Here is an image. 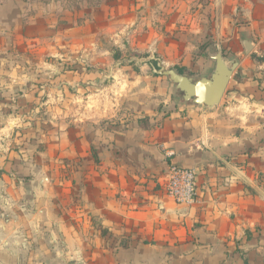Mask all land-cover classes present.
<instances>
[{"label": "crops", "instance_id": "0c3cea01", "mask_svg": "<svg viewBox=\"0 0 264 264\" xmlns=\"http://www.w3.org/2000/svg\"><path fill=\"white\" fill-rule=\"evenodd\" d=\"M145 1L0 0V203L7 201L12 217L0 228L39 250L30 259H81L89 249L83 257L100 260L102 249L117 245L127 248L121 264H264V0H220V25H230V38L239 33L254 44L248 55L227 48L228 61L238 66L220 110L174 101V85L144 64L141 73H151L140 77L146 96L131 97L136 113L112 114L102 130L90 124L89 155L73 147L76 160L65 161L60 139L56 150L45 145L35 152L43 157L38 164L34 148L15 145L20 132L12 122L38 100L33 88L47 82L40 73L55 72L46 58H55L61 70L60 58L107 55L101 39L123 41L120 50L132 54L162 52V34L141 12ZM195 68L171 70L193 77ZM55 82L59 102L66 89L79 92L82 81L75 73H57ZM77 128L73 134L83 130ZM55 163L77 172L60 171L54 179L49 169ZM169 165L196 171L195 205L178 206L165 196ZM55 186L72 192L54 194ZM103 253L104 264H113Z\"/></svg>", "mask_w": 264, "mask_h": 264}, {"label": "rangeland", "instance_id": "374dc122", "mask_svg": "<svg viewBox=\"0 0 264 264\" xmlns=\"http://www.w3.org/2000/svg\"><path fill=\"white\" fill-rule=\"evenodd\" d=\"M159 3L154 4L153 0L145 1L141 12L147 25L150 22V28H156L162 34L161 43L164 48L160 54L157 52L153 55L146 53L132 54L130 51L125 52L124 49L120 50L124 47L123 41L114 42L101 39V47L106 49L109 53L107 55L84 54L75 57L70 55L65 57L63 63L60 58L61 70L57 69L55 58L48 57L45 59V62L49 65L55 66V72L49 70L48 74L43 75V73H40V76H42L40 79L47 82L44 88H33L38 100H34L28 105L26 110L29 111V114L22 113L11 124V127L16 126L15 132H20V135L16 136L15 145L26 143L34 148L33 157L37 156L38 158L34 163L40 164L43 160V157L36 155L35 152L47 150L45 145L53 146L56 150V145L60 139L63 141L62 144H64L66 151H68L64 158L65 161L75 158L72 152L73 147L76 149V154L89 155L87 138L90 124L95 125L94 123H97V127L101 128L104 123L109 122L108 119L111 118L112 114L120 115L124 113L125 116H128L136 113V105L133 104L134 100L131 97L134 99L136 96L143 98L146 96V93L139 92L141 89L140 84H142L140 77L151 73L148 71L145 74L141 73L139 69L144 64L150 65L151 71H154L155 74L158 65L163 66L166 70L178 69L183 64L190 70L196 69L195 67L201 69V66H203L201 71L199 69L197 73L192 74L193 77L190 76L197 80L207 72V67H204V65L211 62L207 57L208 52H220L224 60L229 63L230 54L227 53V48L231 46L239 49L243 48L242 39L245 37L240 39L242 36L238 33L232 39L230 38L231 35L227 34L228 29L231 28L230 25H220V0H160ZM157 20H159V23L156 22ZM221 31L224 32V35H220ZM94 42L91 47L97 48L99 41ZM33 62L37 61L34 59ZM104 65L108 66L105 67L107 72L103 70L104 68H99ZM211 65L213 67L212 62ZM122 67L125 69H122ZM93 69L98 71L92 72ZM57 73L62 75L75 73L80 76L82 81L78 89L79 92L76 88H69V91L66 89L65 101L58 102L56 100L57 96L62 95L61 88L55 82ZM208 73L203 77L207 76ZM67 85L71 87V84ZM173 87L171 89V93L174 94L173 99L179 102L181 94L175 92ZM74 95H76L75 97L79 96L77 102L72 101ZM221 103L222 99L215 109L219 108L220 110ZM11 106L10 104L7 105L5 107L6 111H9ZM113 119L115 120V118ZM76 126L81 127L83 130H77V133L73 134L72 129H78ZM56 131H59V134ZM61 132L63 136L60 135ZM79 139L81 142L76 143ZM53 153L51 154L53 155ZM73 160H76V158ZM56 166H58L57 163L52 164L51 173L49 169V174L54 179L62 174L72 176L74 171L77 172V169H62L60 166L58 168ZM60 171H63L62 174ZM40 174L44 175L42 172ZM87 174L88 169L84 168L79 176L84 179ZM65 189L66 192H72L70 186L65 187ZM51 191L54 194L61 195L66 193L62 190V187L58 186H55ZM3 204L8 207L9 205L7 201L0 203V221L6 223L12 217L10 211ZM7 235L8 233L0 228V264H104V250H107L111 255V259H114L113 264H121L119 259H122V255L127 250L125 246L120 248L117 245H114L110 251L109 249H102L101 256L97 258L100 260L92 259L91 256L83 257L84 252H88L89 249H82L83 256H81V259H30V256L33 255L34 257L39 250L33 246L30 247L29 244L25 247V244L22 245V243L13 241ZM31 235L34 234L31 233ZM86 236L88 237V234ZM90 239L93 240V237L91 236Z\"/></svg>", "mask_w": 264, "mask_h": 264}, {"label": "water", "instance_id": "95a60500", "mask_svg": "<svg viewBox=\"0 0 264 264\" xmlns=\"http://www.w3.org/2000/svg\"><path fill=\"white\" fill-rule=\"evenodd\" d=\"M242 45L245 55H248L254 47V44L246 39H242ZM207 57L213 63V67L207 76L197 80L187 74H179L171 69L166 70L158 65L156 74L168 78L174 85V89L181 94L180 104H189L208 110L219 105L238 66V61L232 59L227 63L220 52H208Z\"/></svg>", "mask_w": 264, "mask_h": 264}, {"label": "built area", "instance_id": "2783aa9c", "mask_svg": "<svg viewBox=\"0 0 264 264\" xmlns=\"http://www.w3.org/2000/svg\"><path fill=\"white\" fill-rule=\"evenodd\" d=\"M196 171L169 165L165 175L164 194L178 206L191 207L197 203Z\"/></svg>", "mask_w": 264, "mask_h": 264}, {"label": "trees", "instance_id": "16d2710c", "mask_svg": "<svg viewBox=\"0 0 264 264\" xmlns=\"http://www.w3.org/2000/svg\"><path fill=\"white\" fill-rule=\"evenodd\" d=\"M179 74H182V72H178Z\"/></svg>", "mask_w": 264, "mask_h": 264}]
</instances>
